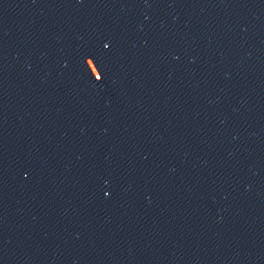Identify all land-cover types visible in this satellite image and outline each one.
I'll return each instance as SVG.
<instances>
[{"label":"water","instance_id":"95a60500","mask_svg":"<svg viewBox=\"0 0 264 264\" xmlns=\"http://www.w3.org/2000/svg\"><path fill=\"white\" fill-rule=\"evenodd\" d=\"M0 264H264V0H0Z\"/></svg>","mask_w":264,"mask_h":264}]
</instances>
